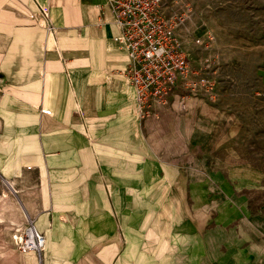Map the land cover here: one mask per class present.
Returning a JSON list of instances; mask_svg holds the SVG:
<instances>
[{"label": "crops", "instance_id": "crops-1", "mask_svg": "<svg viewBox=\"0 0 264 264\" xmlns=\"http://www.w3.org/2000/svg\"><path fill=\"white\" fill-rule=\"evenodd\" d=\"M114 18L107 0H0V189L27 211L5 216L46 236L41 254L1 236L0 262L264 264V79L253 124L201 97L140 118Z\"/></svg>", "mask_w": 264, "mask_h": 264}, {"label": "rangeland", "instance_id": "rangeland-1", "mask_svg": "<svg viewBox=\"0 0 264 264\" xmlns=\"http://www.w3.org/2000/svg\"><path fill=\"white\" fill-rule=\"evenodd\" d=\"M169 5L170 11L185 15L179 29L183 47L197 67L208 65L204 75L212 81L211 93L202 88L192 98H205L206 107L223 111L230 124L232 114L253 124L248 108L254 107L253 92L264 79V0H185L183 4L170 0ZM201 99L193 105L204 103ZM4 189H0V214L6 202L11 204ZM7 193L13 196L9 189ZM16 227L9 219H0L5 241L12 243Z\"/></svg>", "mask_w": 264, "mask_h": 264}, {"label": "built area", "instance_id": "built-area-1", "mask_svg": "<svg viewBox=\"0 0 264 264\" xmlns=\"http://www.w3.org/2000/svg\"><path fill=\"white\" fill-rule=\"evenodd\" d=\"M169 1L107 0L120 28L115 42L130 58L124 75L135 87L140 118L158 116L176 99L185 104L188 97L202 93V88L212 92V81L204 75L208 65L197 67L183 47L179 29L185 15L170 11ZM176 2L183 4L185 0ZM44 112L50 114L51 110ZM16 243L21 252L41 254L46 236L29 219L21 226Z\"/></svg>", "mask_w": 264, "mask_h": 264}, {"label": "bare ground", "instance_id": "bare-ground-1", "mask_svg": "<svg viewBox=\"0 0 264 264\" xmlns=\"http://www.w3.org/2000/svg\"><path fill=\"white\" fill-rule=\"evenodd\" d=\"M8 180V179H7ZM10 180V179H9ZM3 181V184H4V187H5V189H4V192H5V195L7 196V201H12L13 203H12V207L13 208H15V210L16 209H19L21 212V214L22 215H24V217H25V214L27 213V211L25 210V206H24V200H23V196H22V194H19L18 195V193L17 194H15V192H14V189H13V187L11 186V184L9 183V182H7V181H5L4 179L2 180ZM10 182H12V181H10ZM13 183H14V181H13ZM14 187H16V186H14ZM9 189V192L13 195V196H9L8 195V193H7V190ZM6 207H4L3 209H2V214H0V219H3V218H5V217H8L9 219H11L12 221H13V224H14V222L16 223L17 221V219L16 218H13L12 216H10V214H8L7 213V215L5 216V211H7V210H5V209H8L9 208V211H11V209H10V207L8 206V204H7V202H6ZM29 219H31V217L29 216L28 218H27V221L29 220ZM19 220V219H18ZM18 223V222H17ZM18 226L19 225H21V224H17ZM2 229H0V237L2 236ZM21 235V227H19L18 229H16L15 230V232L13 233V235H12V243L14 244V246L15 247H17L18 248V246H17V243H16V239L18 238V236H20ZM6 243L4 242L3 244H0V245H5ZM46 246V245H45ZM19 249V248H18ZM24 253V252H23Z\"/></svg>", "mask_w": 264, "mask_h": 264}]
</instances>
